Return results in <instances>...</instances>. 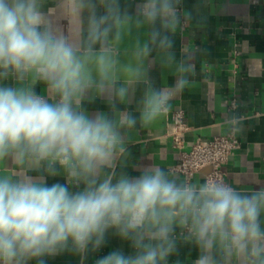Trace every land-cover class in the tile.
<instances>
[{
	"label": "clouds",
	"instance_id": "clouds-1",
	"mask_svg": "<svg viewBox=\"0 0 264 264\" xmlns=\"http://www.w3.org/2000/svg\"><path fill=\"white\" fill-rule=\"evenodd\" d=\"M182 5L0 0V264L65 253L86 264L110 236L129 251L94 264H181L183 247L192 264H264V181L244 189L155 162L127 170L133 131L193 87L204 50H177L194 20ZM156 68L174 82L158 86ZM97 101L105 108L90 111ZM244 127L238 111L223 114L226 136Z\"/></svg>",
	"mask_w": 264,
	"mask_h": 264
},
{
	"label": "crops",
	"instance_id": "crops-1",
	"mask_svg": "<svg viewBox=\"0 0 264 264\" xmlns=\"http://www.w3.org/2000/svg\"><path fill=\"white\" fill-rule=\"evenodd\" d=\"M182 6L193 13L194 20L177 34V50L183 46L204 50L195 60L193 87L172 101V110L180 108L187 117V148L198 138L225 136L223 114L238 111L245 127L238 135L241 149L225 169L227 180L244 189L255 188L257 181H264V0H183ZM152 76L158 86L174 82L171 73L158 68ZM104 108L101 101L89 106L90 111ZM170 119L166 115L133 131L127 145L131 175L138 174L134 166L141 162L171 168L177 163L167 136ZM193 179L204 177L199 173ZM114 248L129 251L127 244L110 236L108 244L90 255L86 264H94V257ZM196 255L194 248L183 247L181 264H192ZM48 264H80V258L65 253L50 258Z\"/></svg>",
	"mask_w": 264,
	"mask_h": 264
},
{
	"label": "built area",
	"instance_id": "built-area-1",
	"mask_svg": "<svg viewBox=\"0 0 264 264\" xmlns=\"http://www.w3.org/2000/svg\"><path fill=\"white\" fill-rule=\"evenodd\" d=\"M167 115L171 117L167 136L177 158V163L172 169L192 177L194 173L196 175L210 169L228 182L225 169L231 157L241 149L238 135L198 138L187 148L186 133L189 131V125L185 112L178 108L171 110Z\"/></svg>",
	"mask_w": 264,
	"mask_h": 264
}]
</instances>
